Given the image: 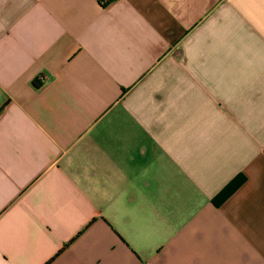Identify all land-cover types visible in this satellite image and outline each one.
<instances>
[{
    "label": "crops",
    "instance_id": "crops-1",
    "mask_svg": "<svg viewBox=\"0 0 264 264\" xmlns=\"http://www.w3.org/2000/svg\"><path fill=\"white\" fill-rule=\"evenodd\" d=\"M0 264H264V0H0Z\"/></svg>",
    "mask_w": 264,
    "mask_h": 264
},
{
    "label": "trees",
    "instance_id": "trees-1",
    "mask_svg": "<svg viewBox=\"0 0 264 264\" xmlns=\"http://www.w3.org/2000/svg\"><path fill=\"white\" fill-rule=\"evenodd\" d=\"M244 181L243 175L239 174L235 176L230 182H228L216 196L214 197V201L217 203L223 201L227 198L238 186Z\"/></svg>",
    "mask_w": 264,
    "mask_h": 264
},
{
    "label": "built area",
    "instance_id": "built-area-1",
    "mask_svg": "<svg viewBox=\"0 0 264 264\" xmlns=\"http://www.w3.org/2000/svg\"><path fill=\"white\" fill-rule=\"evenodd\" d=\"M100 1H104L105 2L106 0H100Z\"/></svg>",
    "mask_w": 264,
    "mask_h": 264
}]
</instances>
